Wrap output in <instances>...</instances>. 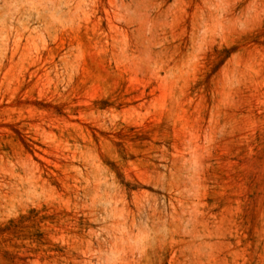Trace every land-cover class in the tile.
<instances>
[{
    "label": "rangeland",
    "instance_id": "rangeland-1",
    "mask_svg": "<svg viewBox=\"0 0 264 264\" xmlns=\"http://www.w3.org/2000/svg\"><path fill=\"white\" fill-rule=\"evenodd\" d=\"M0 264H264V0H0Z\"/></svg>",
    "mask_w": 264,
    "mask_h": 264
}]
</instances>
